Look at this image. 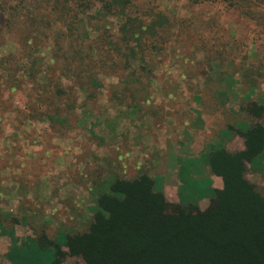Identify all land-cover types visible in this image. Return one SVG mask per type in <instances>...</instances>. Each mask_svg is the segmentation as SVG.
<instances>
[{"label":"rangeland","instance_id":"1","mask_svg":"<svg viewBox=\"0 0 264 264\" xmlns=\"http://www.w3.org/2000/svg\"><path fill=\"white\" fill-rule=\"evenodd\" d=\"M51 1L43 6L70 12L64 1ZM84 2L50 31L44 7L33 6L10 25L0 18V264H52L54 249L38 238L63 242L86 230L97 199L118 178L146 173L157 188L168 186L173 205L205 193L209 146L238 151L242 125L264 124V113L248 111L256 103L264 107V0L235 6L133 0L131 15L161 12L173 30L146 39L147 50L136 59L111 46L105 29L94 35L89 45L97 52L92 66L99 89L80 77L82 67L67 50L57 58L48 50L46 35L75 43L69 20L91 28L99 4ZM197 141L202 152L181 154L186 142ZM262 158L248 166L247 178L264 193ZM181 168L183 182L179 174L166 181ZM197 204L207 210L211 197ZM63 264L85 263L66 257Z\"/></svg>","mask_w":264,"mask_h":264},{"label":"trees","instance_id":"2","mask_svg":"<svg viewBox=\"0 0 264 264\" xmlns=\"http://www.w3.org/2000/svg\"><path fill=\"white\" fill-rule=\"evenodd\" d=\"M63 1L70 7V12L64 15L57 6L44 7L51 0H0V18L10 25L25 19L33 6L44 7L51 17L49 23L45 22L50 31L61 19L67 22L71 18L78 1H87L82 5L98 3L91 28L86 24L79 27L83 19L75 18L67 23L69 37L72 40L75 37V43H62L63 36L51 41V36L46 35L50 40L48 50L56 58L67 50L72 61L82 67L84 76L80 77L87 78L85 83L94 89L101 87L93 75L97 52L89 44L94 35L105 29L111 46L118 51L125 48L136 59L138 51L145 54L146 39L162 37L169 29L173 30L170 20L161 12L131 15L133 0H55L54 3L60 5ZM192 1L199 4L216 0ZM223 1L232 6L245 2ZM43 20V17L37 20L40 23L36 27ZM110 20L115 28L108 24ZM57 93L63 95L64 91L58 88ZM248 111L260 118L264 107L256 103ZM238 132L245 141L244 150L230 152L223 144L213 143L203 154L211 175L223 181L222 189L211 191L207 210L199 209L198 200L171 204L162 186L157 188L155 179L142 173L133 179H116L111 192L99 196L93 221L86 230L63 237V242L45 236L38 238V242L45 240L54 249L52 264H63L66 257L80 258L85 264H264V193L247 178L248 166L253 167L262 157L264 162V124H244ZM184 175L185 172L181 182ZM208 190L196 191V197L208 196ZM194 196L192 193L190 198L194 200Z\"/></svg>","mask_w":264,"mask_h":264},{"label":"crops","instance_id":"3","mask_svg":"<svg viewBox=\"0 0 264 264\" xmlns=\"http://www.w3.org/2000/svg\"><path fill=\"white\" fill-rule=\"evenodd\" d=\"M244 148H245V143H244V147L242 149L238 150V151H242V150H244ZM175 150H177V149H175ZM203 150H204V148L201 147V144L199 143V141H197L195 143H193V142H190V143L189 142H186L185 146L182 149H180V152H181L182 155L188 156L189 154H191V152L193 153V151H197L198 153H200ZM235 152H237V151H235ZM179 171H180L179 173H178V170L171 171L166 176V179H167L166 181L168 182V180L171 179L175 175H176V178H177L178 177V174L180 175V177H182L183 168H181V170H179ZM262 173L264 174V169L262 170ZM173 174H175V175H173ZM182 186H183V184H182ZM167 187L168 186L166 184L163 187L166 196H167V190H166ZM222 188H223V181H222V179L220 177L211 175V173L209 172V189H211V190H208V196H206L204 198H201V199H199L198 197L194 196V200L191 199L190 196H187L185 199L182 198L183 200H181L182 201L181 203L184 202V204H187V203L193 202L195 200H198V202L200 203V202L204 201L205 199H208L209 200V198L211 197V191L212 190H214V189L220 190ZM207 207L208 206H205V208H207Z\"/></svg>","mask_w":264,"mask_h":264}]
</instances>
